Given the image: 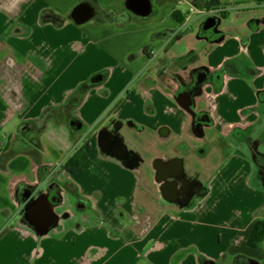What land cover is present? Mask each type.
Segmentation results:
<instances>
[{
	"label": "crops",
	"instance_id": "0c3cea01",
	"mask_svg": "<svg viewBox=\"0 0 264 264\" xmlns=\"http://www.w3.org/2000/svg\"><path fill=\"white\" fill-rule=\"evenodd\" d=\"M84 1L0 0V264H264V242L249 245L264 222V0H150L124 28L41 19ZM23 187L57 216L44 235ZM70 194L86 214L61 226Z\"/></svg>",
	"mask_w": 264,
	"mask_h": 264
},
{
	"label": "trees",
	"instance_id": "16d2710c",
	"mask_svg": "<svg viewBox=\"0 0 264 264\" xmlns=\"http://www.w3.org/2000/svg\"><path fill=\"white\" fill-rule=\"evenodd\" d=\"M130 2L131 0H125V8L127 9L126 13H121V12L119 13L113 10H103L98 6L95 0H86L82 2L80 5H88L91 7L92 11L94 12V17L92 19L95 20L97 23H110L118 28H124L129 23L130 11L128 10V7L130 5ZM41 19L44 23H53L56 26L63 25L67 20H73L71 16L64 17L54 13L53 11L43 12ZM73 21L76 22L75 20ZM203 33L206 34L207 31H204ZM95 85L96 84L94 82L90 81L87 84H85L82 89L86 90ZM77 102H78L77 99L70 100L66 105V110L71 111L72 109H74ZM53 115H54V111L52 109H48L45 111L42 118L39 120L38 124H35L36 126H38L39 131H42L44 129L45 125L47 124L48 121H50ZM68 123L71 133L73 134H76L82 131L83 129L82 123L73 119L72 117L69 118ZM87 158H88V153L81 152V154L76 156L70 162L68 170L71 173H76L83 166ZM30 192L31 190L27 187L20 188L19 196L21 199H26V197ZM263 242H264V222H259L254 226L252 235L249 239V245L253 248H257L260 247L263 244Z\"/></svg>",
	"mask_w": 264,
	"mask_h": 264
},
{
	"label": "water",
	"instance_id": "95a60500",
	"mask_svg": "<svg viewBox=\"0 0 264 264\" xmlns=\"http://www.w3.org/2000/svg\"><path fill=\"white\" fill-rule=\"evenodd\" d=\"M128 10L140 17H149L152 14V5L150 0H131ZM94 17V12L88 5H79L71 13V18L78 24L85 23ZM218 21L215 18L208 20L204 26V31H209L216 27ZM100 79H95L99 82ZM30 127L22 128V133L29 131ZM31 192L26 197L28 204L25 207V219L36 232L41 235L46 234L57 222V216L51 207L45 204L42 199H32Z\"/></svg>",
	"mask_w": 264,
	"mask_h": 264
},
{
	"label": "rangeland",
	"instance_id": "374dc122",
	"mask_svg": "<svg viewBox=\"0 0 264 264\" xmlns=\"http://www.w3.org/2000/svg\"><path fill=\"white\" fill-rule=\"evenodd\" d=\"M26 135H27L26 137L29 140L35 139L36 131L32 127H30V132L28 131ZM259 140L262 143L261 144L262 151H264V136L260 137ZM263 168H264V165H263ZM55 206L61 218V222L58 225H61V226L63 224H66V222H68L69 219H72V221H74L75 216L78 217L79 213L80 215H82L83 213L86 214V211L82 209L81 205L79 204V200L76 198L75 195H71V194L68 195L67 201L65 203H58ZM67 214L72 215L71 218L63 219L66 217ZM55 228H53L51 231H53Z\"/></svg>",
	"mask_w": 264,
	"mask_h": 264
},
{
	"label": "built area",
	"instance_id": "2783aa9c",
	"mask_svg": "<svg viewBox=\"0 0 264 264\" xmlns=\"http://www.w3.org/2000/svg\"><path fill=\"white\" fill-rule=\"evenodd\" d=\"M192 13H204L205 15H209V16H213V17H217V14L220 12V10H206V11H197L194 8L191 9Z\"/></svg>",
	"mask_w": 264,
	"mask_h": 264
},
{
	"label": "flooded vegetation",
	"instance_id": "af4514ba",
	"mask_svg": "<svg viewBox=\"0 0 264 264\" xmlns=\"http://www.w3.org/2000/svg\"><path fill=\"white\" fill-rule=\"evenodd\" d=\"M34 200V199H33ZM29 202V201H28ZM28 204V203H27ZM243 264H245V262H243Z\"/></svg>",
	"mask_w": 264,
	"mask_h": 264
}]
</instances>
